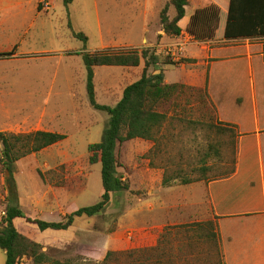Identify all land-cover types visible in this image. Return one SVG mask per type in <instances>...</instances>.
<instances>
[{"label":"rangeland","instance_id":"rangeland-1","mask_svg":"<svg viewBox=\"0 0 264 264\" xmlns=\"http://www.w3.org/2000/svg\"><path fill=\"white\" fill-rule=\"evenodd\" d=\"M49 1L50 8L45 10L39 5L40 0H35L33 12L21 16L20 21L0 14L6 19L5 23L0 21V53L16 46L13 56H0V133L50 131L66 136L62 142L18 161L14 173L22 211L32 218L60 222L66 215L100 200L101 166L89 164L87 147L102 142L108 122L105 113L95 111L88 103L85 69L81 57L74 53L84 49L94 52L134 48L154 51L162 61L185 59L178 67H159L166 83L186 87L176 100L179 107L172 106L168 111L176 120L185 121L208 120L206 110L197 103L208 81L214 96L220 65L211 70L206 67L210 65L202 48L206 45L194 41L184 31L193 12L208 5L209 0H188L185 17L179 23L183 33L174 40L165 36L159 23V13L170 0H73L67 8L63 0ZM169 14L172 15L171 9ZM73 31L87 37L85 46L73 37ZM222 45L220 40L208 44L211 49ZM143 68V61L138 68H95L97 103L114 106L125 87L140 78ZM147 73L157 72L149 68ZM207 93L209 95L208 89ZM225 97L223 90L220 98ZM226 103L229 106V98ZM174 126L175 129L169 131L175 136V144L168 136L163 142L164 154L149 157L153 143L143 140L117 146V171L127 190L114 194L101 215L76 219L72 227L63 232L36 235L33 228H26L24 232L36 238L43 250L55 259L83 257L100 262L107 251L125 253L154 246L165 227L209 221L206 216H189L187 211L185 219L177 217L182 208L181 199L188 195L180 192L182 187L200 189V183L184 186L177 181L169 187L162 186L169 158L176 164L170 170L180 168L189 177L201 173V150L206 147V134L201 130L184 129L178 121ZM228 138L226 135L224 140ZM213 174L208 173V177ZM198 192L201 198V190ZM5 197L4 177L0 171V220L4 215ZM175 199L177 207L172 204ZM178 231L183 230H172L174 237L168 238L167 249L172 251L169 264H222L219 244L216 247L206 240L190 241L186 238L188 235ZM138 256L136 254L135 259ZM127 259L123 255L120 262L126 264L130 260ZM5 261V253L0 249V264ZM20 264L32 263L23 258Z\"/></svg>","mask_w":264,"mask_h":264},{"label":"trees","instance_id":"trees-1","mask_svg":"<svg viewBox=\"0 0 264 264\" xmlns=\"http://www.w3.org/2000/svg\"><path fill=\"white\" fill-rule=\"evenodd\" d=\"M72 1L63 0L65 8ZM209 1L208 5L196 9L189 18L184 31L191 39L204 43L212 40L252 41L264 38V0ZM187 6L188 0H170L169 4L162 8L159 23L166 37L178 39L182 35L183 29L179 23L185 17ZM169 9L172 10V15L169 14ZM68 26L71 27L70 23ZM72 35L84 46L87 44L88 39L83 33L73 31ZM13 55L14 50L0 53L1 57ZM73 55L81 57L85 69V90L90 107L108 116L102 142L89 144L87 147L89 164L101 166L102 194L99 202L90 207L77 209L60 222H46L27 216L18 202L14 179L15 165L23 158L62 142L66 136L50 131L26 134L0 133V171L4 177L6 191L4 215L0 220V249L6 256L5 264H20L23 258H27L32 264H122L120 259L123 255L128 258L127 260L130 259L126 264H169L172 260V251L171 248L167 249V246L170 243L168 240L170 235L174 237L172 230H183L178 233L188 235L186 238L190 241L206 240L217 247L219 238L214 220L165 227L154 246L149 245L125 253L107 251L100 262L83 257L64 261L55 259L43 250L36 238L24 232L26 228H33L32 231L36 235L47 231L63 232L72 227L76 219L101 215L114 194L127 190V185L117 171L119 167L117 146L133 140H143L153 143L149 157L160 152L164 154L166 152L162 149L165 147L163 142L168 136L175 144V136L171 133L175 129V121L184 129L203 131L206 134V147L201 150V173L196 177H189L180 168L170 170V167L176 164L171 158L167 159L165 165L167 172L164 171L162 178L163 187H169L177 181L188 186L193 183L222 180L235 172L237 132L235 127L218 121L215 105L206 88L200 93L201 98L197 103L206 110L208 119L206 122L176 120V117L169 115L170 107H179L176 100L184 94L186 87L179 83H166L159 67H178L186 62L185 59L162 61L154 51L134 48H108L94 52H86L84 49ZM142 61L144 62L142 75L136 82L125 87L121 99L114 106L97 103L95 68H138ZM149 68L157 73L148 74ZM226 135L229 136L228 140H224ZM208 161L213 163L208 165ZM221 165L226 168H222ZM208 173L214 174L208 177ZM188 246L192 248L193 244L189 242ZM179 250L181 251V248ZM219 253L221 255L220 250ZM136 254L139 256L135 259Z\"/></svg>","mask_w":264,"mask_h":264},{"label":"crops","instance_id":"crops-1","mask_svg":"<svg viewBox=\"0 0 264 264\" xmlns=\"http://www.w3.org/2000/svg\"><path fill=\"white\" fill-rule=\"evenodd\" d=\"M33 4L35 0H0V14L20 21L33 12ZM0 21L6 19L0 16ZM211 42L201 44L206 45L202 48L210 61L206 67L220 65L214 96L210 82L205 85L218 121L237 132L235 172L226 179L200 183V189L182 187L180 192L188 195L182 197L177 217L185 219L187 211L189 216L214 220L224 264H264V38L220 40L224 45L212 49ZM223 90L227 97L220 98ZM172 204L177 207V200Z\"/></svg>","mask_w":264,"mask_h":264},{"label":"built area","instance_id":"built-area-1","mask_svg":"<svg viewBox=\"0 0 264 264\" xmlns=\"http://www.w3.org/2000/svg\"><path fill=\"white\" fill-rule=\"evenodd\" d=\"M39 5L42 6L45 10H48L50 8V1L40 0Z\"/></svg>","mask_w":264,"mask_h":264}]
</instances>
